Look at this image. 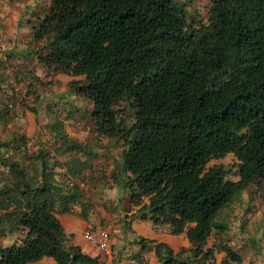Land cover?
I'll use <instances>...</instances> for the list:
<instances>
[{
  "label": "trees",
  "instance_id": "obj_1",
  "mask_svg": "<svg viewBox=\"0 0 264 264\" xmlns=\"http://www.w3.org/2000/svg\"><path fill=\"white\" fill-rule=\"evenodd\" d=\"M186 5L47 0L32 33L41 65L79 76L69 87L92 102L99 134L122 139L118 177L133 213L188 238L174 251L140 235L130 264L141 263L146 243L157 264H215V251L224 264L240 262L220 238L219 213L264 178V0H209L199 21ZM34 144L21 132L0 139V237L17 231L0 243V264H104L100 252L70 242L58 216L84 203L83 190L58 178L57 158ZM228 152L236 179L224 164H208ZM44 256L53 261L40 262Z\"/></svg>",
  "mask_w": 264,
  "mask_h": 264
},
{
  "label": "rangeland",
  "instance_id": "obj_2",
  "mask_svg": "<svg viewBox=\"0 0 264 264\" xmlns=\"http://www.w3.org/2000/svg\"><path fill=\"white\" fill-rule=\"evenodd\" d=\"M183 1L193 20L206 16L209 0ZM46 3L47 0H0V139L24 133L29 136V146L36 143L31 150L37 152L44 146L57 158L54 167L58 178L68 177L78 183L84 203L75 204L72 210L58 216L70 234V242L84 245L89 242L83 229L110 227V249L94 248L104 258V264H130L132 255L142 249L134 241L140 235L170 242L176 251L187 247L189 241L184 232L170 233L165 223H152L133 213L136 206L130 207V189L119 174L122 139L112 141L94 128L90 118L92 102L69 87L70 80L79 76L52 71L39 63L37 52L42 50L32 33L36 16L42 14ZM121 108L123 112L125 107ZM75 144L79 150L69 147ZM236 162L235 155L228 152L210 159L208 164H224L229 168L227 177L236 179ZM112 172L116 177H112ZM219 218L226 224L220 238L241 255L236 264H264V178H257L233 197L221 209ZM16 234L17 231L0 237V243L10 244ZM212 241L213 235L208 238V245ZM144 247L139 264H157L154 251L147 243ZM85 250L90 251L86 245ZM214 254L215 264H224L223 252Z\"/></svg>",
  "mask_w": 264,
  "mask_h": 264
},
{
  "label": "built area",
  "instance_id": "obj_3",
  "mask_svg": "<svg viewBox=\"0 0 264 264\" xmlns=\"http://www.w3.org/2000/svg\"><path fill=\"white\" fill-rule=\"evenodd\" d=\"M83 236L89 244L97 247L99 250L110 249L111 231L109 226L92 228L91 226L83 229Z\"/></svg>",
  "mask_w": 264,
  "mask_h": 264
},
{
  "label": "crops",
  "instance_id": "obj_4",
  "mask_svg": "<svg viewBox=\"0 0 264 264\" xmlns=\"http://www.w3.org/2000/svg\"><path fill=\"white\" fill-rule=\"evenodd\" d=\"M60 220L62 221V219L60 218ZM62 223H63V225H64V222L62 221ZM64 228H65V226H64ZM65 231L67 232V233H69L67 230H66V228H65ZM144 237H147V236H145L144 235ZM149 237V236H148ZM147 237V238H148ZM151 238H153V239H155L156 237H151ZM72 239V238H71ZM73 241V240H72ZM74 243H76V244H79L81 247H82V249L84 250V251H86L85 250V245L88 247V249L90 250L89 251V253H91V254H96V253H98V252H96L95 250H94V248H96V247H94L93 245H91V244H89V243H86L85 242V245L84 244H80L79 242H75V241H73ZM172 247H173V249L175 248L174 247V245L172 244V243H170V242H168ZM92 251H95V252H92ZM174 251H176V249H174ZM86 252H88V251H86ZM40 262H43V261H45V263H48V262H52L53 261V258L52 257H50V256H45V258H41L40 260H39ZM157 263H158V261H157Z\"/></svg>",
  "mask_w": 264,
  "mask_h": 264
},
{
  "label": "clouds",
  "instance_id": "obj_5",
  "mask_svg": "<svg viewBox=\"0 0 264 264\" xmlns=\"http://www.w3.org/2000/svg\"><path fill=\"white\" fill-rule=\"evenodd\" d=\"M111 237V236H110Z\"/></svg>",
  "mask_w": 264,
  "mask_h": 264
}]
</instances>
